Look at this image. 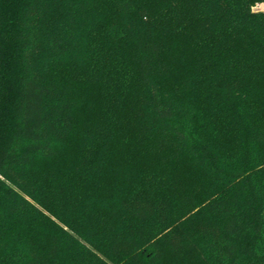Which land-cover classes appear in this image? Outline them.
Segmentation results:
<instances>
[{
  "label": "trees",
  "instance_id": "obj_1",
  "mask_svg": "<svg viewBox=\"0 0 264 264\" xmlns=\"http://www.w3.org/2000/svg\"><path fill=\"white\" fill-rule=\"evenodd\" d=\"M151 2L0 0V264H159L171 253L264 264V13L255 0H171L158 14ZM126 130L158 165L124 166L127 136L113 141ZM77 135L82 161L57 179L67 213H43L26 198L38 162ZM187 159L196 186L168 173ZM122 171L133 212L118 220L96 205L84 220L92 189Z\"/></svg>",
  "mask_w": 264,
  "mask_h": 264
},
{
  "label": "rangeland",
  "instance_id": "obj_2",
  "mask_svg": "<svg viewBox=\"0 0 264 264\" xmlns=\"http://www.w3.org/2000/svg\"><path fill=\"white\" fill-rule=\"evenodd\" d=\"M170 1L171 0H153V2H151L153 11L158 14L159 8L169 5ZM251 11L253 13H264V0H255L251 6ZM236 45L239 46V43L236 42ZM213 86L214 85L209 88L210 94L213 93ZM257 91L261 99L264 100V75L257 86ZM131 102L132 100L128 99V104ZM195 103L196 106L202 108V101L195 99ZM80 112L89 117H91V115L96 116V113L98 114V111L90 114L87 109H81ZM125 112L126 114L129 113L128 110H125ZM126 136L127 141L124 143V147L127 149L129 156H127L124 166L131 167L138 165L142 171H145L146 169L149 170L154 168L153 166L158 165L153 156L145 155L146 153H144L140 147L138 134L134 130H126L120 136L115 138L113 141V148H115V150L121 146V140ZM78 137L80 136L77 135V138L73 143L61 148L56 156L38 162L37 175L34 176V178L38 180V176L39 180L38 182L34 181L29 183L30 196L26 198L33 206L37 207L43 213L47 214L45 208L59 216H62L66 212V205L69 204V194L66 191L67 187L61 186L60 184L58 185L57 179L63 171H67L73 165L81 163L83 158L81 146L83 142ZM119 159L120 155L117 153L114 163H117ZM157 172H163V170L160 169ZM168 173L171 175V178L175 175L178 176L189 186H196L202 181L201 172L196 168L192 159L185 160L180 167L170 169L168 170ZM11 175L12 176L9 178L15 182L16 180L30 178V176L28 177L13 173ZM161 176H163V174ZM161 176H159L158 181H156L157 186H160L163 182ZM128 179V177L124 176V171H122L119 175L111 173L96 184V188H93L92 191L97 199H92L90 201L89 209L91 210V213L84 216V220L89 221L90 218H92L94 206L96 205H99L101 212L108 214L111 218L119 220L120 218L124 219L128 217V215L125 214H130V212H133L134 210V203L131 201V198L135 193V190L132 187L134 182L130 183ZM171 181L172 180H169L167 185H170ZM149 188L150 187H146V189ZM154 189H159V187H154ZM109 250L113 251V248L109 247ZM196 257V255H193L191 258H179L176 254L171 253L167 255L164 262L159 264H201Z\"/></svg>",
  "mask_w": 264,
  "mask_h": 264
}]
</instances>
